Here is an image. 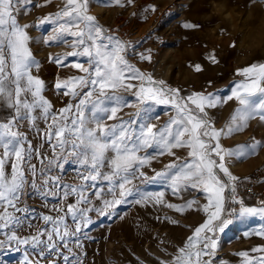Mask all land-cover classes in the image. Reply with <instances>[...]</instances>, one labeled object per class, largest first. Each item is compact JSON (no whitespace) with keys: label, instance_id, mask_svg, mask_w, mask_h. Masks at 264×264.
I'll return each instance as SVG.
<instances>
[{"label":"snow or ice","instance_id":"1","mask_svg":"<svg viewBox=\"0 0 264 264\" xmlns=\"http://www.w3.org/2000/svg\"><path fill=\"white\" fill-rule=\"evenodd\" d=\"M22 2L27 5L30 0H0V106L14 110L8 116L0 117V256L5 250H14L22 251L18 264H33L29 258L32 253L45 260L57 257L58 260H52L51 264H73L74 261L79 264L76 255L65 254L73 251L69 245L79 246L82 227L91 222L87 215L89 212L109 214L106 210L112 209L114 212L117 205L125 203L126 198L134 194L128 185L136 175V166L148 162L147 156L141 157L138 153L147 148H158L161 154L167 152L174 155L173 149L187 148L190 159L167 165L165 171L157 172L149 182L161 178L169 181L173 194L189 187L200 189L206 194L208 205L204 212L207 213V219L195 229L185 246L179 249L174 264H211V261H204L202 257L214 255L217 248L214 234L217 231L224 232L231 223L226 218L222 219L227 185L221 181L217 170L235 181L236 177L231 175L225 165L226 157L244 159L254 154L259 147H264L256 142L224 149L220 143L221 137L243 131L248 121L256 116L264 120V63L251 64L239 71L238 74L244 80L235 83L227 97L228 100H237L239 107L225 128L216 129L206 109L220 104L222 101L219 96L193 93L182 99L178 90L166 89L164 81L157 84L150 76L145 77L125 59L123 53L126 45L118 38L106 35L96 18L88 13L90 0H65L64 7L54 19L49 16L43 21L55 25L53 35L48 36L44 43H67L71 37L74 50L68 55L85 57L89 66L74 63L73 67L85 75L56 81L54 87L58 91L63 90L61 95L70 96L73 100L80 98L77 103L70 102L54 113L52 105L43 95L44 81L32 74V70L38 69L40 65L29 47L28 26L19 24L16 15ZM94 2L105 3L107 0ZM53 62L62 64V58L57 56ZM195 70L200 71V66L196 65ZM133 79L145 82L135 92L137 101L145 106V115L151 112L153 104L170 105L175 110V115L162 127L156 129L143 119L105 126L104 120L115 118L119 111V107L112 106V101L118 105L128 104L123 97L108 96L106 90L121 87L130 89L133 85L125 81ZM94 94H97L95 100L92 99ZM37 110L38 115L34 114ZM41 118L46 123L51 121L44 135L52 148L53 157L48 159L44 156L41 164L47 159V166L38 170L32 160L34 155L41 157L42 154L17 130V126L21 121L35 125ZM150 119L152 117L149 116ZM108 152L114 155L109 157L106 155ZM66 155L73 159L67 160ZM64 163L85 165L87 174H81L83 184L75 187L61 184L58 177L50 175L53 166L60 168ZM9 164L10 172L7 170ZM105 167L109 171H102ZM26 172L32 177L31 182ZM140 175L143 176V173ZM97 181H107L110 185L107 193L103 190L93 193L103 200L102 207L92 205L85 195L89 188L97 187ZM26 188L32 189L45 201L60 192L64 199L76 195L77 200L75 204L67 206L66 212L64 209H55L63 212V215L53 217L36 214L23 199ZM106 195H111L113 199L104 198ZM162 196L163 193H160L147 199L154 198L159 203ZM239 203L238 215L264 217V206L246 207L242 202ZM192 204V201H188L186 207L190 208ZM176 210L184 209L177 207ZM69 216L75 225L74 229L67 222ZM34 220H42L45 226L37 228L34 234L19 235L25 227H35ZM258 234L264 235V229ZM21 246L25 247L21 249ZM251 252L258 255H250L249 252L239 254L243 257V264H264V247L253 248ZM0 264H4L2 259Z\"/></svg>","mask_w":264,"mask_h":264},{"label":"rangeland","instance_id":"2","mask_svg":"<svg viewBox=\"0 0 264 264\" xmlns=\"http://www.w3.org/2000/svg\"><path fill=\"white\" fill-rule=\"evenodd\" d=\"M64 4L65 0H30L27 5L22 2L16 13L19 24L28 26L29 47L40 65L38 69L32 70V74L44 81L43 95L52 105L54 113L70 102L77 103L80 98L73 100L70 96L61 95L63 90L58 91L54 87L56 81L84 76L85 73L73 67L74 63L89 66L85 57L68 55L74 50L71 37L67 43H44L48 36L53 35L55 27L51 22H43L44 19L49 16L54 19ZM88 13L96 18L106 35L114 36L126 45L123 53L125 59L145 77L150 76L157 84L164 81V87L178 90L182 99L193 93L219 96L222 102L206 109L216 129L225 128L239 107L237 100L227 99L235 83L244 80L238 74L239 71L251 64L264 63V0H132L131 3L128 0H120L119 3L117 0H107L105 3L90 0ZM57 56L62 58V64L53 62ZM196 65L200 66V71L195 70ZM125 83L133 87L106 90L108 96L123 97L128 104L118 105L112 101V106L119 107V111L115 118L104 120L105 126L143 119L158 129L175 115L170 105L155 104L151 112L145 115V106L135 97V92L145 82L133 79ZM96 98L97 94H94L92 99ZM13 111L0 106V117H6ZM34 114L38 115L39 110ZM149 116L152 119L149 120ZM48 123L51 121L46 123L41 118L35 125L21 121L17 126V130L42 154L41 157L33 156L32 163L38 170L47 166V159L41 164L44 156L48 159L53 157L52 148L44 135ZM256 142L264 145V120L259 116L250 119L243 131L222 136L220 141L224 149ZM188 151L187 148H176L172 150L174 155H169L167 152L161 154L158 148H147L138 153L141 157L147 156L148 162L136 166V175L128 185L134 194L127 197L125 203L117 205L114 212L112 209L106 210L109 213L106 215L89 212L87 215L91 222L82 227L79 246L70 244L73 251L65 254L76 255L79 264H174L179 249L185 246L195 229L207 219V213L204 212L208 205L207 196L202 190L191 187L173 194L169 181L161 178L149 182V179L155 177L157 172L165 171L171 163L179 164L190 159ZM106 155L111 157L114 154L108 152ZM66 159L71 161L73 157L66 155ZM225 165L234 177H243L257 168H261L264 173V147H259L254 154L244 159L226 157ZM7 170L10 172V164ZM102 171L107 172L109 169L105 167ZM82 173L87 174L85 165L64 163L60 168L53 166L50 175L58 177L61 184L75 187L84 183ZM217 175L222 182L228 177L219 170ZM28 178L31 182L32 177L28 175ZM96 183L97 187L89 188L85 195L92 205L102 207L103 200L93 193L100 190L107 193L110 185L107 181ZM160 193L163 196L159 203L154 198L147 199ZM104 198L113 199L111 195ZM23 199L36 214L56 217L64 213L55 209H64L66 212L69 204L76 203L77 196L69 195L64 199L60 192L45 201L32 189L26 188ZM188 201L193 202L190 208L186 207ZM240 202L246 207L264 206V201L260 200L241 199ZM177 207L184 210L177 211ZM32 222L35 227H25L19 235L34 234L37 228L45 226L42 220ZM67 222L71 228H75L70 216ZM261 229H264V217L237 215L224 232L217 231L214 234L217 241L215 253L210 257H202V260L211 261V264H243V257L239 255L241 252L258 255L251 250L264 247V235L258 234ZM24 247L21 246V249ZM21 256L22 251L5 250L0 259L4 264H18ZM29 258L33 264H51L52 260H58L55 256L45 260L35 253Z\"/></svg>","mask_w":264,"mask_h":264},{"label":"built area","instance_id":"3","mask_svg":"<svg viewBox=\"0 0 264 264\" xmlns=\"http://www.w3.org/2000/svg\"><path fill=\"white\" fill-rule=\"evenodd\" d=\"M224 183L227 187L225 188V207L221 214L223 219L231 221L238 215L241 199L264 201V173L261 168H257L243 177L238 176L235 181L226 179ZM233 196H235V201Z\"/></svg>","mask_w":264,"mask_h":264},{"label":"crops","instance_id":"4","mask_svg":"<svg viewBox=\"0 0 264 264\" xmlns=\"http://www.w3.org/2000/svg\"><path fill=\"white\" fill-rule=\"evenodd\" d=\"M227 179H229V177H227Z\"/></svg>","mask_w":264,"mask_h":264}]
</instances>
